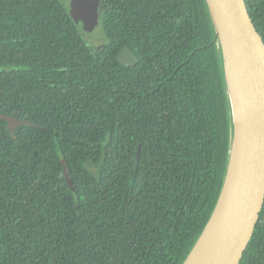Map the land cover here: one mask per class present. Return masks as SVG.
Here are the masks:
<instances>
[{
    "label": "trees",
    "instance_id": "1",
    "mask_svg": "<svg viewBox=\"0 0 264 264\" xmlns=\"http://www.w3.org/2000/svg\"><path fill=\"white\" fill-rule=\"evenodd\" d=\"M98 10L95 49L68 0H0V115L38 127L0 121V264H183L218 201L233 126L206 1ZM239 264H264V203Z\"/></svg>",
    "mask_w": 264,
    "mask_h": 264
},
{
    "label": "water",
    "instance_id": "2",
    "mask_svg": "<svg viewBox=\"0 0 264 264\" xmlns=\"http://www.w3.org/2000/svg\"><path fill=\"white\" fill-rule=\"evenodd\" d=\"M219 43L223 34L227 52L220 39L226 81V60L239 70L240 95L237 97V121L231 104L233 140L224 183L202 234L183 262L185 264L212 223L221 201L231 194L228 213L218 233V238L201 264H239L257 225L264 203V44L256 33L248 15L245 0H205ZM69 13L75 25L91 33L98 26L99 0H68ZM230 53V54H229ZM118 63L132 67L138 60L128 48L118 54ZM239 82V81H238ZM230 98V96H229ZM231 102V99H229ZM7 130L13 132L21 126H37L9 116L0 115ZM240 140L238 159L232 163L236 144ZM244 146V149H243ZM139 151L137 152V160ZM65 181L72 189L68 167L62 160Z\"/></svg>",
    "mask_w": 264,
    "mask_h": 264
},
{
    "label": "bare ground",
    "instance_id": "3",
    "mask_svg": "<svg viewBox=\"0 0 264 264\" xmlns=\"http://www.w3.org/2000/svg\"><path fill=\"white\" fill-rule=\"evenodd\" d=\"M218 37H219V47L221 45L220 39H222V44L224 45V49L227 52V49H226L227 46L225 44L223 34L221 32H219ZM226 63H227V65H226V71H227L226 81H227L228 91H229L228 98L230 96L229 99H231V102L229 100V102H230L229 104H230V106L232 104V107H233V110L235 113V118L237 121V112L239 110L237 97L240 95V89H241V87H240L241 82H240V78L238 76L239 70H238L237 66L234 64L232 57H231V61L226 60ZM223 71H224V68H223ZM224 74H225V72H224ZM224 80H225V78H224ZM240 145H241L240 140L236 139L234 153L232 156V163H235L236 160L238 159V155H239V151H240ZM243 149H244V146H243ZM233 195H234V192H233V194L229 195L228 197L226 195L224 196V198L221 201L220 207H219L216 215L213 218L212 223L207 228L204 236L201 238V240L199 241L196 248L194 249V251L189 256V258L185 264H201L205 255L213 247V245L215 244V242L218 238L219 230L221 229V226L223 225V222L227 216L228 202H229L231 196H233Z\"/></svg>",
    "mask_w": 264,
    "mask_h": 264
},
{
    "label": "rangeland",
    "instance_id": "4",
    "mask_svg": "<svg viewBox=\"0 0 264 264\" xmlns=\"http://www.w3.org/2000/svg\"><path fill=\"white\" fill-rule=\"evenodd\" d=\"M80 31H81L80 33H81L82 37L84 38V40L86 41L87 45H89L95 49H98L100 47V45L102 43V33H101V28L99 25L91 33H86L82 30H80ZM218 45H219V43H218ZM220 51H221V49H220ZM230 108H231V106H230Z\"/></svg>",
    "mask_w": 264,
    "mask_h": 264
}]
</instances>
